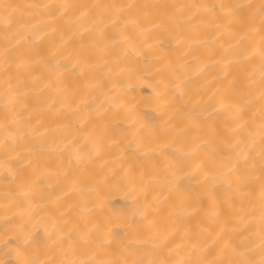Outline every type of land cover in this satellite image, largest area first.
Masks as SVG:
<instances>
[{"label":"bare ground","instance_id":"6f19581e","mask_svg":"<svg viewBox=\"0 0 264 264\" xmlns=\"http://www.w3.org/2000/svg\"><path fill=\"white\" fill-rule=\"evenodd\" d=\"M0 264H264V0H0Z\"/></svg>","mask_w":264,"mask_h":264}]
</instances>
